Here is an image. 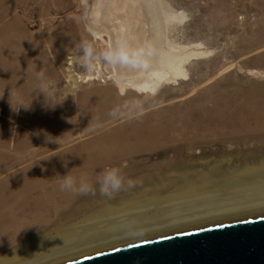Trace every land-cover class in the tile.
Segmentation results:
<instances>
[{
  "label": "rangeland",
  "instance_id": "obj_1",
  "mask_svg": "<svg viewBox=\"0 0 264 264\" xmlns=\"http://www.w3.org/2000/svg\"><path fill=\"white\" fill-rule=\"evenodd\" d=\"M92 1L0 0V183L26 168L61 170L66 168L65 161L67 165L74 163L72 168H97L94 178L110 167L169 168L167 164L176 158H182V163L170 167L177 168L169 170L171 177L187 170L233 169L264 161V152L259 162L243 159L249 150L256 151L264 145V136L245 141L243 128H233L228 122L240 119L243 110L255 105L262 107L257 112L264 116V0H162L160 3L141 0L149 15L146 31L150 32L145 34L143 52L134 54L140 56L137 63L132 60L124 64L106 58L105 53L117 52L121 46L114 34L117 26L99 17L91 21ZM96 26L104 30L101 35L94 33ZM154 49L161 51V55L167 50L185 52L184 55L194 50L195 54L187 56L185 74L177 80L162 81L155 91H143L127 80L118 79L119 70L134 71L140 58L148 57ZM160 64L163 63L152 65L162 67ZM41 71L48 85L47 96L36 90L41 83L37 74ZM121 84H126L124 91ZM70 109L80 112L71 121L67 117ZM248 112L249 116L256 114V111ZM92 113L104 117L91 122ZM256 117L257 114L250 117L251 128L257 125ZM162 120H173L180 126L174 130L172 141L138 152L129 147L123 152L118 150L121 145L115 143L118 138L140 133L145 125L152 126ZM184 122L194 125L183 126ZM83 144L86 148L81 149ZM85 149L94 152L93 160L84 164L74 160L88 154ZM143 171L135 170L127 178L136 185L130 188L125 185L111 198L100 195L99 185L91 183L95 195L81 196L74 203L66 200L65 204L73 208L98 201L97 207L76 215L78 219L69 217L71 214H58L46 228L39 221L44 212L32 207L40 186L20 180L14 187L21 188L23 199L9 197L0 202L2 248L22 246L25 242L17 239L22 234L43 236L48 231L55 234L81 229L93 221L95 209L105 203L108 207L118 206L115 201L136 191L140 197L135 199L143 201L140 189L149 186L138 181ZM50 183L51 187L55 186ZM163 193L159 197L167 195ZM58 205L51 202L52 208ZM71 210L74 209L68 212ZM23 224L30 229L23 232Z\"/></svg>",
  "mask_w": 264,
  "mask_h": 264
},
{
  "label": "bare ground",
  "instance_id": "obj_2",
  "mask_svg": "<svg viewBox=\"0 0 264 264\" xmlns=\"http://www.w3.org/2000/svg\"><path fill=\"white\" fill-rule=\"evenodd\" d=\"M143 1L93 0L90 3L89 12H91L92 15L89 16V18H91V21L95 22L99 17L109 23L112 22L117 26V28H115L117 30L113 28L114 31H116L114 34H117L121 45L120 48H118V51H122L123 53V56L117 60L121 61L122 64L126 62L131 63L132 60H135V63L136 60L139 59L140 56L138 55L137 57L134 54L135 52L139 53V50L142 51L145 42V34L150 32V30L149 32L146 31L149 24V15L145 6L143 7ZM160 1L162 0H159V3ZM161 6L162 5H160V7ZM163 9L164 6L162 10ZM154 10L156 11V9ZM166 13L168 14V12ZM172 15L175 16L174 14ZM158 22L157 25H159ZM169 22L171 23V21ZM157 25L154 27H158ZM92 26L94 27L95 25ZM159 29L160 28H158V30ZM93 30L94 33L97 32L98 35H101L104 31H102L101 28H97V26L96 28H93ZM169 41L170 40H168V44H170ZM118 44L116 45L117 47ZM172 45L174 46V44ZM148 47L151 49L152 46ZM161 47L162 46L159 45L160 49H164V47ZM185 49L186 48L183 50ZM167 51L162 52L163 55H161V51L159 52L157 49L153 51V53H150V55L148 54V57L140 58L139 62L141 65L138 64L139 67H136V69L132 72H123V70H119L118 79L121 82L127 80V82L132 83V86H135L143 91H155L160 84H162V81L177 80L181 74H185L186 69L184 67V62L187 60V56L193 55L195 52L193 50L184 55L185 52L179 53L176 50ZM143 54L144 53H142V55ZM145 55L142 57H145ZM156 62H162L164 67L161 64L160 65L162 67H157L158 64L157 66L152 65ZM147 66L148 68L149 66L152 67L151 69H146ZM139 77L140 79H137ZM125 85L121 84V89L123 91L125 89ZM261 108V106L255 105L250 110H243L240 113V119H231L228 121L233 128H243L242 131L245 132L243 133V139H245V141H248L251 138H256L257 135L264 136V131L261 130L264 129V116L257 112L261 111ZM83 109L86 112V109ZM68 111L69 113L67 117L70 121L74 119L75 116L80 114V112L76 109H70ZM248 111H256V118L258 121H256L257 125L255 127L251 128L250 117H255L256 114L254 112L249 116ZM92 115L93 118L86 117L90 119L92 118L91 122H96L100 118L104 117L103 114L98 117H96L95 113H92ZM184 123L185 124H183V126L194 125L192 122ZM197 125H199V123ZM179 127L180 126L173 120H162L152 126L149 124L145 125L144 128H140V133L122 136L118 138L115 143L121 144L118 146V150L120 152H123V150L127 147H129V149H134L133 151L135 152H138L143 149H149L151 146L156 147L157 145H164L168 141H172L175 137L173 136L174 130H177ZM253 128H256L257 130H254ZM144 140L145 143H142ZM135 143H139V145L131 146V144ZM80 147L81 149L86 148L84 144ZM263 149L264 145H260L256 151L249 150L243 155V159L249 160V163L254 162L255 160L258 161V159H261L263 155ZM84 151L89 153L74 160L78 162L81 161V164H84V162L87 161H92L95 157L93 155L94 152L89 149H85ZM181 163L182 158H176L175 161H171L167 164V167L169 166V168H121L126 178L133 174L135 170H144L142 172V176L138 180L141 181L140 184L145 183L146 185H149L140 189L142 196H144L140 199L143 201L135 199L140 197L139 194H136V191L122 200L115 201L114 203H118V206L112 205L111 207L110 205V207H108V204L105 203V205L95 209V213L93 214L95 215V218H93V221H90L87 223V226L82 227L81 229L77 228V230H64L56 232L55 234L52 232L49 233L48 231V233L43 236H39L37 233L33 236L22 234V236L17 239H20L25 243H23L22 246L19 245L11 250H9L8 246L5 245V249L2 248L3 244L0 242V264H56L78 256L98 252L104 248L107 249L119 245L129 244L139 240L156 237L158 235L162 236L163 234L165 235L172 232L195 229L198 226L204 227L210 224L239 220L245 218V216L251 217L264 215V161L259 165H249L248 163L247 165L245 163L244 166L240 165L238 168L233 169L221 167L209 168L208 171L205 172H200L199 170H187L182 172L181 175L179 174L171 177V174H169L171 172H169V170H177V168L170 167L181 165ZM256 164L258 163L256 162ZM73 166H75L74 163L70 162L66 168H60L61 170L56 168L55 170L49 172V170L43 171L42 169L26 168L23 171L21 170L18 173L11 174L9 177L4 179L6 182L0 183V189L2 190L0 191V202L1 200H7L9 197H14L17 201L22 200L23 198L21 199L20 197L22 193L21 188L19 186H14L16 183H19L20 180L24 181L26 179V183L29 181V184L34 187L40 186V193L34 195L36 199L32 201L34 204L32 207L35 211L44 212L42 213V217H40L39 221L44 224L45 228L49 227V224L58 214H71L69 217L73 218L76 215L87 213L86 211H89L93 206H95V208L97 207L98 201L96 203L92 202L91 204L83 206L77 204L71 208L69 205L65 204L66 200L72 203L79 197L85 195L76 196L77 194L72 192L62 191L60 189L61 178L70 171V174L77 177L78 180L83 178L86 182L94 183L96 181V177L94 178L93 173L97 171V168H72ZM50 182L55 183V186L51 187ZM97 192H99V190ZM162 193H166L167 195L159 197ZM41 196L43 198H41ZM24 197L26 198L27 194H25ZM113 197L117 198V196ZM51 202H55L57 205H60H58L57 208H52ZM69 209L74 210H71L69 213ZM101 213L105 214L96 218V216ZM75 218L78 219L77 217ZM57 226H59V224ZM28 229L30 228H28L26 224H23V232ZM28 239L33 240L29 241Z\"/></svg>",
  "mask_w": 264,
  "mask_h": 264
},
{
  "label": "water",
  "instance_id": "obj_3",
  "mask_svg": "<svg viewBox=\"0 0 264 264\" xmlns=\"http://www.w3.org/2000/svg\"><path fill=\"white\" fill-rule=\"evenodd\" d=\"M56 264H264V215L139 240Z\"/></svg>",
  "mask_w": 264,
  "mask_h": 264
},
{
  "label": "clouds",
  "instance_id": "obj_4",
  "mask_svg": "<svg viewBox=\"0 0 264 264\" xmlns=\"http://www.w3.org/2000/svg\"><path fill=\"white\" fill-rule=\"evenodd\" d=\"M108 60L119 59L123 56L122 51L108 52L105 53ZM37 79L41 83L37 87L38 92H42L47 96L48 85L44 82V73L41 71L37 74ZM49 140H51L48 137ZM65 167H67V162L65 161ZM95 183L99 185V192L102 196L111 197L113 193L119 192L122 188L127 185L128 187H133L135 182L131 179H127L123 171L119 167H110L103 170L97 177ZM60 189L62 191H69L74 194L95 195L93 185L86 182L83 178L79 180L77 177L70 174V171L63 175L61 178Z\"/></svg>",
  "mask_w": 264,
  "mask_h": 264
}]
</instances>
